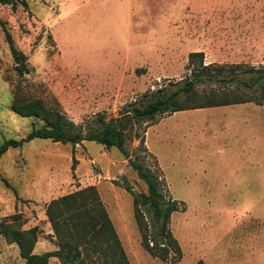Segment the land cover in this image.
<instances>
[{"label": "rangeland", "instance_id": "374dc122", "mask_svg": "<svg viewBox=\"0 0 264 264\" xmlns=\"http://www.w3.org/2000/svg\"><path fill=\"white\" fill-rule=\"evenodd\" d=\"M24 1L0 5V143L46 125L13 113V101L39 99L85 132L99 116L107 121L145 94L174 89L189 75L192 49H203L205 64L264 66V0ZM6 34L28 72L15 69ZM223 113L179 111L127 129L129 158L158 172L165 199L182 203L169 222L180 258L162 261L144 250L130 191L145 193L146 185L119 149L95 141L34 138L9 148L0 157V221L20 215L22 229L37 227L33 252L52 251L45 206L93 186L129 264H264V178L244 180L249 171ZM22 263L17 244L0 234V264Z\"/></svg>", "mask_w": 264, "mask_h": 264}, {"label": "trees", "instance_id": "16d2710c", "mask_svg": "<svg viewBox=\"0 0 264 264\" xmlns=\"http://www.w3.org/2000/svg\"><path fill=\"white\" fill-rule=\"evenodd\" d=\"M26 7L24 0H0V5L17 4ZM10 53L19 74L28 72L26 57L18 51L6 34ZM203 52L188 54L189 75L175 83L174 89L160 87L145 94L137 104L118 117L107 121L99 116L95 125L83 132L61 112L45 107L39 99L22 103L13 101L9 109L21 117H35L46 125L32 128L20 139L7 138L0 143V157L9 149L20 147L34 139H49L52 142L75 146L84 140L95 141L106 149L116 147L137 177L146 185L145 193L132 194L133 217L137 225L141 245L153 258L167 261L172 255L181 257V249L169 229L171 214L182 203L165 199L158 172L147 170L143 163L129 158L125 149L127 129L134 123L146 121L151 124L157 116L170 115L177 111L203 107L223 106L242 102L264 101V66L205 64ZM197 64H194V62ZM202 87L206 89L200 90ZM138 147L146 151L144 138L138 137ZM2 181H5L2 179ZM143 210L148 216L145 218ZM45 216L57 240V248L36 254L37 227L21 228L20 215L10 216L11 221H0V234L15 242L23 259L22 264H49L55 258L61 264H129L111 220L93 186L79 189L52 199L45 206ZM91 251H101L102 256L92 258ZM195 264H204L201 260Z\"/></svg>", "mask_w": 264, "mask_h": 264}, {"label": "crops", "instance_id": "0c3cea01", "mask_svg": "<svg viewBox=\"0 0 264 264\" xmlns=\"http://www.w3.org/2000/svg\"><path fill=\"white\" fill-rule=\"evenodd\" d=\"M200 51L203 52V49L195 48L191 52ZM212 108L224 110L225 113L222 115L223 127L228 129L231 134L230 137L238 138L240 162L249 171L244 180L256 184L264 178V101L261 103L242 102L191 110L202 112ZM232 149L235 150L234 147Z\"/></svg>", "mask_w": 264, "mask_h": 264}]
</instances>
